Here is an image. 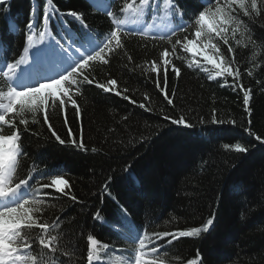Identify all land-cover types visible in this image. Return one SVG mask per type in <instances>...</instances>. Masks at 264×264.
<instances>
[{"label":"trees","instance_id":"1","mask_svg":"<svg viewBox=\"0 0 264 264\" xmlns=\"http://www.w3.org/2000/svg\"><path fill=\"white\" fill-rule=\"evenodd\" d=\"M33 2L36 0H6L0 5V39L7 45L8 61L22 54L24 29ZM178 2L191 25L193 11L201 7L202 0ZM54 3L61 12H82L97 34H107L112 27L109 18L93 10L85 0H54ZM123 3L124 0H118L112 8L119 17ZM234 7L233 14L243 24L235 37L231 31L227 35L236 50L240 83L252 90L250 117L244 111L243 93L228 86L231 77L225 86H221L224 77L210 81L209 75L216 71L213 65L202 60L199 67L189 68L190 57L179 47L176 56L180 58H173V63L181 68V75L176 78L169 73L168 92L171 95L174 90L175 96L174 106L168 105L156 89L155 73L148 62L158 59L160 52L171 45L139 35L125 37L131 63L121 52L113 56L109 65L97 64L94 73L101 82L116 79L119 88H127L125 95L135 103L91 85H80L82 94L73 89L81 107V119L77 121L75 110L67 108L72 136L59 111H49L50 122L66 141L64 145L51 136L43 124L42 113L36 123L30 113L26 114L30 131L23 133L22 145L28 157L21 160L18 172L26 175L35 165L34 180L41 174L49 177L40 184L49 183L52 173H63L71 186L65 191L77 198L71 200L55 192L54 187L40 189V184L33 185L55 197L47 199L43 218L52 222L60 217V226L52 233L59 240L57 264L60 260L64 264H88L90 235L99 242L97 252L104 264H113L108 261L113 253L127 261L132 246L112 226L120 215L118 206L127 209L133 227L149 233L190 230L215 216L210 233L180 238L168 246L169 251L163 257L165 264H187L189 260L201 264L198 251L202 264H264V144L256 139V136L264 138V8L261 16L255 17L253 13L255 19H250L238 4ZM10 21L18 25L14 35L8 31ZM71 25L75 26L73 22ZM244 25L249 31H245ZM41 28L36 29L37 35ZM194 30L190 26L188 32L178 33L172 39L184 36L193 39ZM204 31L207 35L202 40L220 44L227 55L223 41L208 34L205 28ZM249 34L255 44L248 39ZM211 51L214 54V49ZM249 70L252 76L247 75ZM0 89H4L2 78ZM145 95L149 99L145 100ZM140 103L151 110L138 107ZM164 115L183 116L192 127L171 125L163 119ZM213 118L236 123L214 125ZM20 127L22 130L23 126ZM245 128H250L253 135L245 132ZM72 139L82 140L85 147L72 144ZM236 144L248 151L237 152ZM238 185L243 186L242 190ZM96 212L101 214L99 221L92 219ZM105 243L108 249L101 247ZM33 248L38 249V242Z\"/></svg>","mask_w":264,"mask_h":264},{"label":"snow or ice","instance_id":"2","mask_svg":"<svg viewBox=\"0 0 264 264\" xmlns=\"http://www.w3.org/2000/svg\"><path fill=\"white\" fill-rule=\"evenodd\" d=\"M5 3L6 0H0V5ZM92 3L98 5L101 0H92ZM237 4L239 9L243 10V14L250 19L261 16L262 8H264V0H260L259 5L258 0H249L247 4L246 0H202L201 7L193 11L192 24L187 25L184 23L185 9L178 0H124L123 6L119 9L123 18L113 11L105 10V15L109 18L112 27L107 34L100 35L92 31L82 12L73 10L61 12L54 0H36L25 25V45L22 54L11 61H8L6 55H0V78L6 89H0V264H57L56 253L59 251V240L58 236L52 233L59 228L60 217L57 216L52 222L43 218L47 199H55V197L53 193L42 192L33 186L49 177L41 174L34 180L33 173L37 172L35 165L28 169L26 175L18 172L21 160L28 157L22 145L23 133L30 131L26 114L30 113L32 122L36 123L37 117L42 113L43 124L47 125L51 136L55 137L59 144L64 145L66 141L57 134L50 122L49 111H59L63 116V123L68 127L69 136H72L67 108L71 106L75 110L76 120L81 119V107L74 98L73 89L75 93L82 94L80 85H91L103 93H113L115 96L135 103L128 95H125L127 88H119L116 79L110 78L101 82L94 74L97 64L109 65L113 56H118L121 52L131 63L132 57L127 55L125 46L126 36L150 35L153 40L165 41L171 45L170 49L164 48L160 52L158 59L148 63L151 72L155 73L156 89L163 95L168 105L174 106L175 91L173 90L171 95L168 92L169 73L179 78L181 68L173 63V58H180L176 56L178 47L183 52H193L201 38L207 35L204 31L206 20H211L212 22L207 26L208 33H214L223 41V44L227 46V55L218 43L205 45V48L214 49V54L203 53V60L213 65L216 70L215 76L209 75L208 78L224 77L225 82L221 86H225L227 78L231 77L232 83L228 86L243 93L244 111L248 117L251 116L249 105L252 90L240 83L241 72L236 60V50L229 43L227 35L231 31L232 37H235L243 24V21L233 14L236 12L234 6ZM153 11L159 17V22L149 25L146 17ZM66 18H71V21ZM53 20L60 24V30L55 33L52 29ZM71 22L79 24L78 34L72 33L69 26ZM41 26L42 30L38 33L37 42L34 39L37 36L36 29ZM190 26L195 29V39L188 36L172 39L178 33L188 32ZM147 27L158 30L149 34L145 31ZM244 29L249 31L247 25H244ZM241 35L243 36L244 33L241 32ZM248 39L253 44L256 43L250 34ZM37 43L43 46L36 47ZM33 47L36 48L34 52H32ZM0 49L7 51V45L2 39H0ZM44 60L51 62L54 74L49 75L40 70ZM188 67L192 68L193 65L190 63ZM201 70L208 71L206 68ZM247 75L252 76V71H247ZM257 83L260 81L257 80ZM144 98L149 99L147 95ZM138 107L145 111L151 110L143 103H140ZM163 119L169 121L171 125L192 127L183 116L173 118L164 115ZM211 123L235 125L236 122L213 118ZM248 124H251V119L248 120ZM20 126H23L22 130ZM244 131L250 136L253 135L250 128H245ZM256 139L264 144V138L256 136ZM70 142L74 145L78 144L80 148L85 147L82 140L72 139ZM235 150L239 153L248 151L240 144H236ZM92 151L96 149L93 148ZM50 177V182L40 184V189L54 187L55 192L68 196L74 201L77 199L71 195L70 191H65L71 186L63 178V173H52ZM108 187L106 183L105 188ZM238 187L242 190L243 186L238 185ZM118 211L120 215L112 226L119 229L120 238L132 246V255L129 256L127 264H165L163 257L169 251L168 246L173 245L180 238L200 236L202 232L210 233L215 220V216H210L202 226L192 227L190 230L149 233L145 229L133 227L132 222L127 218L126 208L118 206ZM100 215V212H96L92 219L99 221ZM36 229L39 231H34ZM37 242L38 249L33 248V244ZM87 243L88 264H93L94 260L100 262L102 257L97 252L99 243L97 239L90 235L87 237ZM101 247L108 249L109 245L105 243ZM197 257L202 264L203 258L199 251ZM59 264H64V261L60 260ZM187 264H197V261L189 260Z\"/></svg>","mask_w":264,"mask_h":264},{"label":"bare ground","instance_id":"3","mask_svg":"<svg viewBox=\"0 0 264 264\" xmlns=\"http://www.w3.org/2000/svg\"><path fill=\"white\" fill-rule=\"evenodd\" d=\"M85 1L89 4V6H90L93 10H95V11H97V12L102 13V14L105 15V10L107 9V10L112 11L113 5H114L118 0H101V3L98 4V5H94V4L92 3V0H85ZM152 15H153V18H154V19H155V17L157 16L156 13H155L154 11H153ZM120 18H123V17H120ZM70 19H71V18H70ZM158 22H159V21H156L154 24H158ZM184 23L187 24V25H189V23L187 22L186 19H184ZM209 23H211V21L206 20V22H205V26H204V28H205V30H206L207 33H208V30H207L206 27L208 26ZM76 24H77V28H79V27H80L79 24H78V23H76ZM147 24L152 25V24H150V23H148V22H147ZM17 26H18V25H17V22L10 21V22L8 23V31L10 32V29H11V34L14 35V34L16 33V31H17ZM138 26H139V25H137V27H138ZM156 30H158V29H157V28H152V27H147V28H145V31H146L147 33H149V34H150L151 32H153V31H156ZM92 31L95 33L94 30H92ZM208 34H210V33H208ZM212 34H214V33H212ZM139 36H140V35H139ZM142 37L150 38V35L142 36ZM193 39H195V37H194ZM202 39H203V37H202L201 40L197 43L196 46H199V45H206V44H208V43L204 42ZM194 48H195V47H194ZM34 51H35V50H34ZM34 51H32V52H34ZM189 53H190V52L187 53L188 56H189ZM3 55H6V52L3 51ZM29 59H31V57H30ZM50 64H51L50 61H48V60H44V61L42 62V65H41V67H40V70L46 72V71H47L46 68H47L48 66H50Z\"/></svg>","mask_w":264,"mask_h":264},{"label":"rangeland","instance_id":"4","mask_svg":"<svg viewBox=\"0 0 264 264\" xmlns=\"http://www.w3.org/2000/svg\"><path fill=\"white\" fill-rule=\"evenodd\" d=\"M162 7H163V6H162ZM156 21H159V20L155 19V22H156ZM209 24H210V23H209ZM206 28H207V30H208V27H206ZM210 34H212V33H210ZM195 47H197V46H195ZM203 50H204V53L207 52L208 55H212V53H211V51H210V50H212L211 48H205V47H204ZM199 51L201 52L200 49H199ZM190 53H191L192 56H194L193 53H195V51L193 50V52H190ZM198 57H202V58H203V54H202V55H199ZM211 141H212V139H211ZM61 187H63V186H61ZM111 258H112L113 261L117 262L116 264H127V263H124L123 260H122L120 257H118L116 254H113V255L111 256ZM100 262H101V261H100Z\"/></svg>","mask_w":264,"mask_h":264}]
</instances>
